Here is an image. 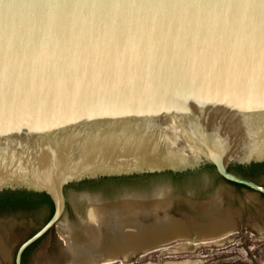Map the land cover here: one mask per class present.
<instances>
[{
    "label": "water",
    "instance_id": "obj_1",
    "mask_svg": "<svg viewBox=\"0 0 264 264\" xmlns=\"http://www.w3.org/2000/svg\"><path fill=\"white\" fill-rule=\"evenodd\" d=\"M48 2L85 0H0V67L16 69L23 96L0 103V193L53 206L14 264L67 204L79 219L71 196L90 194L65 190L81 182L213 168L264 195L229 169L264 164V49L249 15L23 7ZM177 77L199 87L177 89Z\"/></svg>",
    "mask_w": 264,
    "mask_h": 264
},
{
    "label": "rangeland",
    "instance_id": "obj_2",
    "mask_svg": "<svg viewBox=\"0 0 264 264\" xmlns=\"http://www.w3.org/2000/svg\"><path fill=\"white\" fill-rule=\"evenodd\" d=\"M235 167L229 169L233 170ZM255 181L264 185V175H259ZM160 187L167 188L170 194L169 206L161 209L162 211H150L148 216L142 213L139 219L147 226L155 222L156 217L159 220L162 216L170 214L173 219L184 225L187 235H178L162 242L148 237L145 242L135 243L133 248L137 249H134L131 256L112 254L115 259L110 264H264V195L221 180L213 168H201L195 176L177 179L174 175L160 174L145 179L126 177L106 179L102 182H81L67 187L65 192H86L99 195L105 202H113L126 193L148 194ZM218 189H221V198L212 206L208 205L204 209L198 205ZM46 220L47 208L44 207L36 211L1 212L0 264H14L17 247ZM78 220L80 221V218L76 217L71 205L67 204L66 219L63 221L78 226ZM215 221L232 223L233 234L220 242H202L201 238L210 239L220 232L210 231ZM102 224L97 226L98 233L95 238L98 243L104 242V238H110L109 232L115 233L110 219ZM102 244L100 252L91 253L89 258L105 255L107 248ZM174 246H180L181 249L178 250ZM67 251L58 230L52 228L32 247L25 264H67L70 260ZM98 259L97 261H101V258Z\"/></svg>",
    "mask_w": 264,
    "mask_h": 264
},
{
    "label": "bare ground",
    "instance_id": "obj_3",
    "mask_svg": "<svg viewBox=\"0 0 264 264\" xmlns=\"http://www.w3.org/2000/svg\"><path fill=\"white\" fill-rule=\"evenodd\" d=\"M166 189L163 187L156 188V190L148 194L126 193L113 202H105L99 195L71 196V202L76 206L79 205V212L77 214L80 218V224L75 226L62 221L56 226L59 236L68 250L67 253L70 254V260L67 264H110L115 259L112 254L116 255L118 253L126 257L131 256L134 249H137L133 248L135 243L145 242L148 237L155 238V240L160 242L171 237H178V235L185 237L187 232L184 225L173 219L170 214L162 216L159 220L156 217L155 222L153 221L151 225L149 223L147 226L139 219L142 213L147 215L150 211H159L166 208L170 203V195ZM220 190L215 191L206 202L199 203L198 205L203 208H207L208 205L212 206L221 198ZM108 219L112 221L115 233L111 234L112 232H109L111 237L104 238L103 244L100 242L107 248L105 249V253L103 252L106 257L105 255L98 256V258H101V261H97V256L89 258V255L98 251L100 252L102 249L101 244L95 238L98 233L97 226ZM216 230L220 231L217 233L218 235L211 236L210 239L201 238L202 242H220L234 232L232 223L227 222H213L210 231L214 232ZM174 248L181 249L180 246H174ZM159 264H179V262H163Z\"/></svg>",
    "mask_w": 264,
    "mask_h": 264
},
{
    "label": "snow or ice",
    "instance_id": "obj_4",
    "mask_svg": "<svg viewBox=\"0 0 264 264\" xmlns=\"http://www.w3.org/2000/svg\"><path fill=\"white\" fill-rule=\"evenodd\" d=\"M10 7H21L11 5ZM40 11L45 9H147L183 11L185 13L212 12L217 14H247L253 24L259 25L258 38L261 48L264 49V0H85L83 3H36L23 5ZM10 51V49L6 50ZM60 70V69H58ZM177 89L187 90L188 88L199 87V82L191 84L184 79L176 78ZM16 69L7 61L0 67V103L5 107L15 105L22 100ZM255 158L254 156L252 157ZM219 163V161H217ZM226 174V173H225Z\"/></svg>",
    "mask_w": 264,
    "mask_h": 264
},
{
    "label": "trees",
    "instance_id": "obj_5",
    "mask_svg": "<svg viewBox=\"0 0 264 264\" xmlns=\"http://www.w3.org/2000/svg\"><path fill=\"white\" fill-rule=\"evenodd\" d=\"M231 171L241 177L248 178L256 182L255 181L256 177H258L259 175H264V164L251 165L248 168H242L238 166V167L233 168V170ZM167 174L171 175L170 173H167ZM232 185L240 186L236 184H232ZM240 187H243V186H240ZM43 207L47 208L49 211V216L47 218L48 220L53 213V206H52L50 199L46 195L27 193L24 191H17V192H7L6 191V192L0 193V213L8 212V211H36V210H40ZM40 239L34 242L32 245H30L23 252L22 257H21V264H24L23 259H24L25 254L32 247H34L40 241Z\"/></svg>",
    "mask_w": 264,
    "mask_h": 264
},
{
    "label": "flooded vegetation",
    "instance_id": "obj_6",
    "mask_svg": "<svg viewBox=\"0 0 264 264\" xmlns=\"http://www.w3.org/2000/svg\"><path fill=\"white\" fill-rule=\"evenodd\" d=\"M32 250V248L25 254V256H24V259H23V262H24V264H25V259L27 258V254H29V252Z\"/></svg>",
    "mask_w": 264,
    "mask_h": 264
}]
</instances>
